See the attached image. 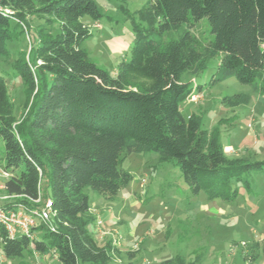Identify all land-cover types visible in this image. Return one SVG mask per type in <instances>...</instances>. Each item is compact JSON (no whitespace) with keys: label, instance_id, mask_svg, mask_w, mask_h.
Masks as SVG:
<instances>
[{"label":"trees","instance_id":"trees-1","mask_svg":"<svg viewBox=\"0 0 264 264\" xmlns=\"http://www.w3.org/2000/svg\"><path fill=\"white\" fill-rule=\"evenodd\" d=\"M96 1L0 0V57L8 55V42L30 20L46 25L30 54L18 53L15 69L27 101L32 99L20 121L0 75L3 170L11 174L4 205L34 209L53 203L51 224L35 228L33 240L10 238L0 225V250L7 260L34 251L52 252L59 264L132 263L134 252L111 240L96 243L89 227L97 216L86 193L116 200L134 180L121 167L132 154L155 153L162 162L172 161L192 194L204 193L209 201L233 203L242 187L251 190L254 178L264 175V160L228 158L220 127L204 130L199 114L186 118L181 109L192 93L185 77L201 76L217 56L210 85L236 78L264 97V0H149L137 12L120 6L119 21L131 25L134 41L115 78L91 60L85 45L92 33L83 19L107 17ZM203 19L213 35L210 42L192 32ZM139 77L149 83H130ZM251 100L236 94L222 104L248 107ZM261 246L245 244V259L256 262ZM203 258L188 262L177 256L162 264H203Z\"/></svg>","mask_w":264,"mask_h":264},{"label":"rangeland","instance_id":"rangeland-1","mask_svg":"<svg viewBox=\"0 0 264 264\" xmlns=\"http://www.w3.org/2000/svg\"><path fill=\"white\" fill-rule=\"evenodd\" d=\"M148 2L96 1L106 16L115 15L119 18L122 17V13L118 12L120 6L130 12H137ZM83 20L91 21L89 18ZM101 24L102 30L90 29L92 37L85 45L91 60L115 78L118 74L115 71L125 56H101V50L112 44L110 41L113 37L125 36L127 33L124 29L132 34V28L129 23L117 25L106 18L101 20ZM12 26H15L14 22ZM45 26L43 22L30 20L29 26H23V33L19 32L14 40L8 42V55L0 57V75L19 121L28 113L32 99L27 101L26 85L15 69L18 53L26 52L29 55L36 44L38 30ZM192 32L205 41L213 40L206 19L195 26ZM130 50L126 52L127 59ZM220 58L217 56L213 59L201 76L185 77L192 93L181 104V109L186 118L191 114H199L203 119L204 130L212 131L216 125L220 127V140L228 158L263 161L264 97L256 94L252 86L242 84L236 78L210 85ZM130 83L148 84L149 80L132 78ZM198 86L203 89L199 91ZM236 94H249L252 98L250 105L231 108L222 104L224 97ZM192 96H195L194 101ZM4 152L1 140L0 171L5 165ZM121 167L130 172L134 180L119 192L116 200L109 201L92 190L86 191L91 210L98 216L97 224H92L89 229L99 246L111 240L122 250L134 252L136 258L130 264H162L177 256L189 262L199 255L204 256L203 264H264V175L254 178L251 190L242 187L236 201L227 203L222 200L209 201L204 193L193 195L179 168L172 161L162 162L155 153L132 154ZM7 181L0 178V183ZM4 192L0 190L2 197ZM7 201L0 200V205ZM98 222H101L100 225ZM252 242L262 245L259 259L254 263L244 257L247 252L244 245ZM0 257V264H59L52 252L39 255L27 251L23 258L7 260L0 250Z\"/></svg>","mask_w":264,"mask_h":264},{"label":"built area","instance_id":"built-area-1","mask_svg":"<svg viewBox=\"0 0 264 264\" xmlns=\"http://www.w3.org/2000/svg\"><path fill=\"white\" fill-rule=\"evenodd\" d=\"M191 99L194 101L195 96H192ZM249 128H251V125H249ZM10 177V173L5 170L0 171V178L9 180ZM0 190L5 191V183H0ZM4 195L3 197L0 195V200H10V197ZM39 201L37 200L36 203H39ZM52 214L53 203L51 200H47L43 206L34 209H28L21 204H13L7 207L3 203L0 205V225L6 229L10 238L24 236L33 240L35 238L33 230L42 224H51ZM100 223L98 222L99 225ZM54 258L57 260L56 255H54Z\"/></svg>","mask_w":264,"mask_h":264},{"label":"crops","instance_id":"crops-1","mask_svg":"<svg viewBox=\"0 0 264 264\" xmlns=\"http://www.w3.org/2000/svg\"><path fill=\"white\" fill-rule=\"evenodd\" d=\"M119 12V11H118ZM105 14V13H104ZM119 17L115 16V15H109L106 17V19L111 22V23H115L117 25L119 24H126V23H122L121 21H119L118 19ZM86 24L89 26V28H96L97 30H102V24L101 21L100 22H93V21H89L86 22ZM125 32L127 33L125 36H118V37H113V39L110 41L112 44H110L108 46V48H105L103 50H101V56L102 55H109L110 57H112L113 54H123V59L126 60L127 59V55L126 52H128L129 49H131V46L133 44L134 41V34L129 33L126 29H124ZM105 47V46H104ZM116 52V53H115ZM125 52V53H124ZM89 53V52H88ZM123 60V61H124ZM122 61V62H123ZM121 62V63H122ZM120 63V64H121ZM119 68V67H118ZM106 70V69H105ZM118 73V69L117 71H115ZM94 214L95 212L93 210H91ZM96 215V214H95ZM98 217V216H97Z\"/></svg>","mask_w":264,"mask_h":264}]
</instances>
